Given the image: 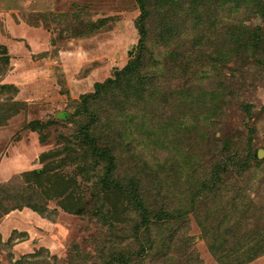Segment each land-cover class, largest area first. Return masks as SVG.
<instances>
[{"label":"rangeland","instance_id":"rangeland-1","mask_svg":"<svg viewBox=\"0 0 264 264\" xmlns=\"http://www.w3.org/2000/svg\"><path fill=\"white\" fill-rule=\"evenodd\" d=\"M150 1L142 54L153 91L114 113L103 100L100 122L113 127L118 150L129 141L130 170L121 159L116 173L138 178L152 215L185 209L218 158L241 160L249 140L264 148V45L251 48L255 33L264 38V0ZM139 15L136 0H0V184L16 180L15 193L40 188L39 178L51 185L39 198L44 212L0 191V264H93L101 255L103 264L112 249L137 264H185L196 254L197 264H218L193 215L174 235L191 247L173 251L157 239L171 233L154 237L161 229L140 224L129 198L99 194L83 151L72 150L81 96L127 63ZM248 165L229 167L202 201L221 215V200L243 191L247 207L223 233L222 251L236 262L264 244V159ZM149 240L161 257L143 249ZM241 264H264V252Z\"/></svg>","mask_w":264,"mask_h":264},{"label":"trees","instance_id":"trees-1","mask_svg":"<svg viewBox=\"0 0 264 264\" xmlns=\"http://www.w3.org/2000/svg\"><path fill=\"white\" fill-rule=\"evenodd\" d=\"M136 1L140 7V15L136 20V26L140 34L139 42L133 49L130 50V54L132 56L121 69L116 70L113 76L107 78L105 81L95 83L93 92H89L81 96L82 105L80 109H77L76 112L73 113V120H76V128L74 130L75 142L72 143V150H77V154L79 156L80 151H83L86 158L84 161L90 163V165L92 166L90 167V169L94 170L92 185L94 189L96 188L98 190L99 194L123 195L129 198L132 210H134V212H136V215L138 214L140 217V224H142L145 228H150V226L152 225V227L158 231L161 229V233L159 231L154 235V237L161 236L164 233V230L166 236L171 233V239H165V235L157 238L161 243H170L173 246L171 247L173 251L176 250L175 248L177 247H180L181 250H183V248H186L185 246H187V244L183 243L186 235H180L182 236L180 239L181 241H179L178 237H175L174 235L176 233L175 230L178 228V226L182 223L183 220H186V216L191 214L198 220L201 226L203 237L207 241V249L212 257L218 262V264H241L242 262H245L248 259L264 252V244L259 241L252 243V255L247 256L244 261L242 260L236 262V258L232 257V254H230L229 252H227V254H224V252L222 251V247L225 242L223 233H225V236H229V227L232 223L239 220V217L236 216V211H243L247 207V205H245L244 203V196H242L243 191L234 188L233 194L230 196V198H228L227 201L221 200V202H223V205L225 206L223 207V213L221 215L216 213V209L209 208L207 211H205L202 208V201L206 197L205 194H207L208 191H214L215 187L213 186H215L220 181V175L223 172H226L229 167L237 165L245 170L249 167L248 164L251 161L254 165L261 164L264 157H262L261 159L257 157L258 149H252L250 140L248 151H246L245 157H243L241 160H233L230 159L229 156H227L225 157V159H221V161L220 158H218L216 162L211 165L207 183H201L199 185L198 190L185 206V209H183L182 211L170 212L165 209H161L158 212L152 214L155 219H152L153 216L151 215V208L149 207L148 209L145 206L144 200L140 195V183L138 181V178L132 175V173L130 177L127 178L120 177L116 173L117 161H121V159L125 160V164L128 165L127 169L130 170L128 155L131 146L129 145V141L126 142L124 141V139L123 141L125 147H122V149L121 147H119L120 150L117 149V146H120V143H118L117 140L115 141V135L117 134H115L113 127L111 128L107 126V119L100 122V118L104 115L100 112H105V110L102 108L101 102L103 100L106 102V104L110 102L111 107L113 108V110L111 111L114 113V111L116 110L126 109V106L123 105V103H127L130 96L132 97V95H134L136 99H140V97H142L141 95L144 94L148 88L150 89V91H153L152 87L154 86H152L153 73L151 72L149 74V72L145 71L146 69H143L144 58L142 54L144 50L143 46H145L144 38L147 37L145 28L146 18L148 16V9L153 4V2H151L150 0ZM258 10L262 18H264V7L261 10ZM251 39L253 40L252 45L254 46L251 47L252 50L258 49L262 44L264 45V38L261 34L255 33V35ZM4 87H6V85H4ZM2 113L4 114L5 110H3ZM80 115H83L84 117L81 118ZM75 116H79V118L75 119ZM83 119H85V121ZM109 126L111 125L109 124ZM47 155L48 154L45 153L42 156L45 158V156ZM136 162H134V164ZM138 164L140 163L138 162ZM83 172H86V169L83 168ZM33 173L35 175L41 174L37 171H33ZM143 174H145V172H143ZM85 180H87V178H85ZM15 181L16 180L13 179L12 182L0 184V191H6L8 193V196L10 198L9 201L12 200V204L16 203L15 207L19 205L27 206L32 210L44 212L45 205L44 203H40L39 198H41L43 193L47 191L46 189L50 184H44L41 181V178H39L37 180V184L40 185V188H36L34 191H31L32 189H34L33 187L29 190L20 189L17 193H15L13 191V185ZM216 188L219 189L218 185H216ZM200 196L203 197L200 199ZM98 214L105 216L102 208L99 209ZM107 214H109V211L107 212ZM209 215L211 217H215V219L213 220V224L211 225V232L214 235L209 233L208 229L204 226ZM218 218H221V221L217 226L215 221ZM209 226L210 224L208 225V227ZM176 235L178 236V233H176ZM258 236L259 234H257V237ZM145 246L146 247L143 249L147 254L149 253L150 256H162V246L155 244L152 240L146 242ZM187 247L190 248L191 244L188 243ZM112 250H110V254L112 256L106 255L107 259L103 264H137L136 262H134V259H132V257L127 258V256L120 252L113 253ZM236 250H238V247H236ZM168 251L171 253V250ZM99 258L100 259L93 264H102L104 259L103 255L99 256ZM185 260V264H197L198 262H201V257L196 254L194 258H187Z\"/></svg>","mask_w":264,"mask_h":264},{"label":"water","instance_id":"water-1","mask_svg":"<svg viewBox=\"0 0 264 264\" xmlns=\"http://www.w3.org/2000/svg\"><path fill=\"white\" fill-rule=\"evenodd\" d=\"M257 157L258 158L264 157V148H259L257 150Z\"/></svg>","mask_w":264,"mask_h":264}]
</instances>
